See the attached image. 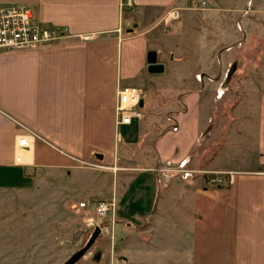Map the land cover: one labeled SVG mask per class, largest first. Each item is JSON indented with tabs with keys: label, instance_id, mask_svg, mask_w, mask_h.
Returning <instances> with one entry per match:
<instances>
[{
	"label": "crops",
	"instance_id": "0c3cea01",
	"mask_svg": "<svg viewBox=\"0 0 264 264\" xmlns=\"http://www.w3.org/2000/svg\"><path fill=\"white\" fill-rule=\"evenodd\" d=\"M0 1L29 6L42 24L95 33L0 51V208L4 194L23 190L35 171L69 182L96 167L104 170L98 187L85 183L82 196L112 203L95 238L106 264H264V74L255 99L248 90L219 93L234 65L221 51L236 43L232 28L220 37L206 30L215 8L200 7V30L184 32L189 0ZM252 2L240 16L230 10L243 39L251 27L264 35V0ZM172 8L178 16L167 20ZM223 40L229 43L218 47ZM162 46L166 62L158 59ZM149 50L162 72H147ZM157 74L171 84L156 82ZM117 85L144 91L142 117L120 127ZM21 135L28 146L17 147ZM181 160L238 172L213 188L160 170ZM83 162L95 167L78 168Z\"/></svg>",
	"mask_w": 264,
	"mask_h": 264
},
{
	"label": "rangeland",
	"instance_id": "374dc122",
	"mask_svg": "<svg viewBox=\"0 0 264 264\" xmlns=\"http://www.w3.org/2000/svg\"><path fill=\"white\" fill-rule=\"evenodd\" d=\"M255 1L251 4L253 7L257 5ZM246 2L247 0H189L185 3V10L181 12V16L186 12V16L191 19L192 24H189L186 28L188 30L184 31L189 32V30L198 29L196 24L199 22L197 15L200 7L215 8L219 12L209 26L204 25L206 30L211 33L210 35L220 37L224 36L226 29L229 31V28H232L230 30L234 33L233 40L236 44L221 51L220 55L228 54L234 65L227 67L229 74L220 81L221 85L219 84L220 87L217 90L219 93L228 90L240 92L248 90L251 91V99H255L254 91H259L263 86L257 78L264 74V35L258 38V34L251 27L252 32L246 33L244 36L247 39L246 37L243 39L237 25L239 18L231 14L233 11L230 12L233 7L236 14L240 16ZM199 23L202 26L201 21ZM162 25L158 28H162ZM215 29L217 32L212 34ZM256 29L255 27L254 30ZM187 36L185 34L188 42L193 40ZM156 41L162 45L161 40ZM228 43L229 40H223L218 47L226 46ZM162 49L165 55L159 56L158 59L166 62L169 50H164L163 46ZM182 53L186 54V51ZM157 77L160 78L156 82L161 85L167 87L171 84L169 78L163 74H157ZM195 78L198 79L197 74ZM241 95L243 94L238 96L241 97ZM237 100L234 98V101ZM85 167L95 166L87 162L79 163L78 168ZM95 168L87 172L81 170L69 182H66L64 178L52 177L48 170H38L35 171V177L34 173H31L32 177L27 180L23 190L4 194L2 209L0 208V264H60L84 244L99 218L94 212V204L99 200L86 199L82 196V191L86 188L85 183L91 181L90 183L98 187V177L104 170ZM160 170L176 172L180 178L183 177L182 180H192L213 188L225 187L231 183L229 176L231 175L232 180L233 174L238 172L194 167L185 160L174 165L170 161H165ZM212 171L227 172L225 182L219 185L212 184L209 176ZM83 201L86 205L79 208L78 203ZM97 243L95 239L74 264H106L108 257L100 256L98 251L100 247Z\"/></svg>",
	"mask_w": 264,
	"mask_h": 264
},
{
	"label": "built area",
	"instance_id": "2783aa9c",
	"mask_svg": "<svg viewBox=\"0 0 264 264\" xmlns=\"http://www.w3.org/2000/svg\"><path fill=\"white\" fill-rule=\"evenodd\" d=\"M122 4L129 5L130 3L129 0H124ZM177 16L176 8H172L166 13L167 20L177 18ZM72 36L86 41L94 38L95 33L72 34L65 25L42 24L34 18L29 6L0 1V51L33 49ZM143 96L144 91L139 86H116L114 102V124L116 127L129 125L142 117L139 101L143 99ZM28 145L29 140L26 136L21 135L17 138V147ZM18 160L19 155L16 154L14 161ZM226 173L223 171L210 172V182L214 185L224 183ZM229 177V182H231V175ZM85 205L84 201L78 203L79 207ZM110 207H112L111 202L99 200L94 204V212L97 216L102 217L111 209Z\"/></svg>",
	"mask_w": 264,
	"mask_h": 264
},
{
	"label": "water",
	"instance_id": "95a60500",
	"mask_svg": "<svg viewBox=\"0 0 264 264\" xmlns=\"http://www.w3.org/2000/svg\"><path fill=\"white\" fill-rule=\"evenodd\" d=\"M135 26V23L132 24V27ZM131 30V29H128ZM146 70L150 73H159L163 71V64L161 62L156 61L155 52L153 50L147 51L146 54ZM142 105V100L139 101V106ZM100 227L99 225H95L87 237L84 244L71 253L64 261L60 264H74L83 254L84 252L91 246L97 235L99 234Z\"/></svg>",
	"mask_w": 264,
	"mask_h": 264
}]
</instances>
